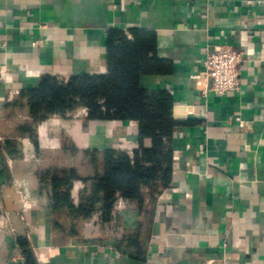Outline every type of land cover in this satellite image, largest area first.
Listing matches in <instances>:
<instances>
[{
  "label": "crops",
  "instance_id": "crops-1",
  "mask_svg": "<svg viewBox=\"0 0 264 264\" xmlns=\"http://www.w3.org/2000/svg\"><path fill=\"white\" fill-rule=\"evenodd\" d=\"M136 29L154 32L172 65L143 87L172 94L188 123L174 136L172 186L142 213L119 200L118 221H81L64 236L40 173L90 176L85 152L132 146L137 124L88 122L78 110L38 126L36 146L18 133L26 110L10 105L45 75L106 74L108 33ZM220 44L242 54L240 90L224 96L203 77ZM0 221V264H26L21 240L37 264H264V0H0Z\"/></svg>",
  "mask_w": 264,
  "mask_h": 264
},
{
  "label": "trees",
  "instance_id": "trees-1",
  "mask_svg": "<svg viewBox=\"0 0 264 264\" xmlns=\"http://www.w3.org/2000/svg\"><path fill=\"white\" fill-rule=\"evenodd\" d=\"M129 36L118 30L108 33L106 74L76 75L67 80L45 75L36 88L23 91L10 105L26 110L28 120L18 127V133L36 146L38 126L51 118L66 119L78 110H86L88 122L137 124L132 146L85 152L90 176L82 177L76 168L40 173L41 181L51 188L54 228L64 236H77L81 221L97 218L102 225L118 221L119 200L142 213L147 199L156 200L173 183V140L177 130L188 123L174 119L172 94L143 87L144 78L169 74L172 65L157 57L154 32L136 29ZM5 145L9 156L19 157L16 141ZM76 183L83 185L77 198L73 195ZM126 239L137 243L133 239L138 235ZM20 245L26 264H37L29 242L21 240Z\"/></svg>",
  "mask_w": 264,
  "mask_h": 264
},
{
  "label": "built area",
  "instance_id": "built-area-1",
  "mask_svg": "<svg viewBox=\"0 0 264 264\" xmlns=\"http://www.w3.org/2000/svg\"><path fill=\"white\" fill-rule=\"evenodd\" d=\"M241 62L242 54L236 52L231 46L217 45L214 51L207 55L203 64V77L207 84V91L219 96L238 92Z\"/></svg>",
  "mask_w": 264,
  "mask_h": 264
},
{
  "label": "rangeland",
  "instance_id": "rangeland-1",
  "mask_svg": "<svg viewBox=\"0 0 264 264\" xmlns=\"http://www.w3.org/2000/svg\"><path fill=\"white\" fill-rule=\"evenodd\" d=\"M78 117H79L78 119H81V118H82L81 115H79ZM65 143H66V142L63 143L64 146H65ZM74 150L76 151V152L74 153V158H75V162H76V159L78 158V154H79L80 152H78L79 150L76 149L75 147H74ZM77 150H78V151H77ZM65 220H66V219L63 218V221H65Z\"/></svg>",
  "mask_w": 264,
  "mask_h": 264
},
{
  "label": "water",
  "instance_id": "water-1",
  "mask_svg": "<svg viewBox=\"0 0 264 264\" xmlns=\"http://www.w3.org/2000/svg\"><path fill=\"white\" fill-rule=\"evenodd\" d=\"M174 119H175V120H183V119H184L183 116H180V115L178 114V110H177V108L174 110Z\"/></svg>",
  "mask_w": 264,
  "mask_h": 264
}]
</instances>
